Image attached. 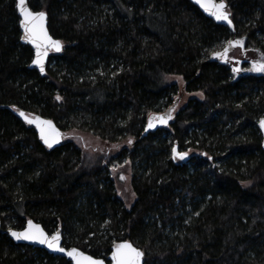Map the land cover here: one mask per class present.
<instances>
[{
	"label": "trees",
	"instance_id": "trees-1",
	"mask_svg": "<svg viewBox=\"0 0 264 264\" xmlns=\"http://www.w3.org/2000/svg\"><path fill=\"white\" fill-rule=\"evenodd\" d=\"M27 1L63 48L44 74L31 69L16 0H0V264H71L2 232L28 219L105 261L127 240L144 264H264V74L235 80L210 60L235 36L250 59L264 57V0H224L232 32L188 0ZM175 103L172 119L145 134L149 115ZM20 110L54 121L62 143L41 145ZM74 131L94 136L104 159L85 158ZM173 148L187 156L174 159ZM123 161L129 209L110 177Z\"/></svg>",
	"mask_w": 264,
	"mask_h": 264
},
{
	"label": "snow or ice",
	"instance_id": "snow-or-ice-1",
	"mask_svg": "<svg viewBox=\"0 0 264 264\" xmlns=\"http://www.w3.org/2000/svg\"><path fill=\"white\" fill-rule=\"evenodd\" d=\"M195 2L210 16L214 17L217 21H224L229 26H232V20L230 19V12L227 10V5L224 3V0H195ZM16 8L19 11L22 19L20 20V26L23 28L24 35L22 39L30 43L35 49V59L32 61L36 65L40 72H44V62L48 56L50 50L59 52L63 48V44L60 40L53 39L49 35L48 29L46 27V13L44 11H34L29 6L27 0H16ZM227 47L223 49L222 52H214V57H217L221 60L227 62L229 52L234 47H244L243 40H229L227 41ZM241 69L233 68V72H239ZM245 71L252 72H261L264 73V57L261 60L253 61L252 67L245 69ZM202 96L203 94L200 93ZM59 100L60 97L57 96ZM20 116L23 117L28 124H34L35 127L39 130L40 139L47 145L49 148L53 146L54 143H59L60 133L52 125L51 121L42 120L40 117L29 118L24 112H20ZM172 119L171 113L157 116L155 120L160 123L167 124L169 120ZM261 129H264V119L259 121ZM148 127H154L153 119L150 118L148 122ZM131 143V140L129 141ZM173 158L177 156L180 159H184L187 156V152L178 153L176 148L172 149ZM207 155V154H205ZM211 159V157H209ZM121 180L126 179L124 176H120ZM199 215V213H197ZM10 234L16 240H29L34 241L40 244H45L49 248L65 253L71 258L74 264H104L102 260L94 259L90 255H85L82 251H79L76 248L65 249L60 246V233L49 236L44 232L39 224H34L31 220L27 222V228L24 231L17 232L9 229ZM115 250L112 253V260L114 264H141L142 257L144 252L140 249L134 247L132 243L124 241L123 243L116 244L114 246Z\"/></svg>",
	"mask_w": 264,
	"mask_h": 264
},
{
	"label": "water",
	"instance_id": "water-1",
	"mask_svg": "<svg viewBox=\"0 0 264 264\" xmlns=\"http://www.w3.org/2000/svg\"><path fill=\"white\" fill-rule=\"evenodd\" d=\"M190 3H192L206 18H208V19H210V20H212L213 22H215L216 24H220V25H225V26H227L230 30H232L233 31V22H232V26H229L226 22H224V21H217L214 17H212V16H210L207 12H205L196 2H195V0H188ZM28 2V1H27ZM219 2V0H217V3ZM224 3L227 5V10H228V4L224 1ZM16 10H17V15H18V17H19V28H20V31H21V38H20V40H21V42L23 43V44H28L31 48H32V50H33V59H32V61L35 59V49H34V47L30 44V43H27V42H25L23 39H22V36L24 35V31H23V28L20 26V20L22 19V17L20 16V14H19V11H18V9L16 8ZM38 11H41V10H38ZM46 13V12H45ZM46 17H47V13H46ZM230 19H231V16H230ZM47 23H48V19L46 20V27H47ZM47 29H48V27H47ZM49 32V31H48ZM49 35H50V33H49ZM51 36V35H50ZM53 38V37H52ZM53 39H55V38H53ZM231 40H243V42H244V47L243 48H241L242 50H244L245 49V47H246V37H238V38H233V39H231ZM228 45H226L225 47H227ZM233 49V48H232ZM231 49V50H232ZM51 52H56V51H54V50H50L49 51V53H48V56H47V58L45 59V62H44V69H46V66H47V63H48V58H49V55H50V53ZM214 58V55L213 54H211L210 55V60H212ZM32 61H31V63H30V65H29V67L31 68V69H36L41 75L42 74H44V72H45V70H44V72L43 73H41L40 72V70H39V68L36 66V65H34L33 63H32ZM221 62H223V63H226L224 60H221ZM239 65H240V63H239ZM173 106H175V104L173 105ZM173 106L172 107H170L166 112H164V113H160V114H151V115H149V117H148V122H149V119L150 118H153V117H155V116H161V115H165V114H168V113H171V111H172V109H173ZM14 112V115L20 120V121H22L23 123H25V124H27V125H29V126H31V127H33V129L35 130V132H36V135H37V139H38V141H39V143L41 144V145H43L45 148H47L48 150H53V149H55V148H57L61 143H62V141L64 140V132L59 128V127H57V125L54 123V121H52L51 119H49V118H45V117H43V116H41V115H39V114H27V113H25L24 111H22V110H20V111H13ZM20 112H24L26 115H28L29 116V118H32V117H40L42 120H48V121H51L52 122V125L59 131V133H60V139H59V143H54L53 144V146L51 147V148H49L47 145H45L44 144V142L40 139V133H39V130L35 127V125L34 124H28V123H26V121H25V119L23 118V117H21L20 116ZM262 119H264V116H262V117H260L259 118V120H258V122H257V128L259 129V131H260V133H261V136H262V142H261V148H262V150H263V152H264V129H261L260 128V125H259V121L260 120H262ZM169 122V121H168ZM167 122V123H168ZM160 125H166V124H164V123H160L159 121H156V122H154V127H151L152 129H155V128H157L158 126H160ZM150 128L148 127V125H147V127H146V129H145V134L148 132V130H149ZM29 220H31L34 224H39L40 225V227L44 230V232L46 233V234H48L46 231H45V229L43 228V226L40 224V223H38V222H36V221H34V220H32V219H28V220H26L25 221V224H24V226H23V228H20V229H15V228H7V229H5V230H2V232L5 234V235H7V237L14 243V244H16V245H27V246H31V247H36V248H39V249H42V250H45L46 252H48L49 254H52V255H56V256H62V257H64L65 259H67L71 264H74V262L71 260V258L69 257V256H67L65 253H61V252H58V251H55V250H53V249H51V248H49L47 245H45V244H40V243H37V242H34V241H29V240H16L15 238H13L12 237V235L10 234V231H9V229H11L12 231H17V232H21V231H24L26 228H27V222L29 221ZM1 227H2V223H1V219H0V230H1ZM57 232H59L60 233V236H61V239H60V246L61 247H64L65 249H71V248H76V249H78L79 251H82V250H80L79 248H77V247H74V246H71V247H65V246H63V239H62V231H61V229H57L55 232H53V233H51V234H48L49 236H52V235H54V234H56ZM124 241H127V240H120V241H115L113 244H112V246H111V250H110V254H109V256H108V259H107V261H105V260H103V259H101V258H95V257H93L94 259H98V260H102L103 262H104V264H114V262H113V260H112V253H113V251L115 250V248H114V246L116 245V244H120V243H123ZM128 242H130V241H128ZM131 243V242H130ZM133 245V244H132ZM134 247H136L135 245H133ZM136 248H138V247H136ZM139 249V248H138ZM141 250V249H140ZM142 251V250H141ZM83 252V251H82ZM85 255H89V254H87V253H85V252H83ZM91 256V255H90ZM144 257V256H143ZM143 257H142V260H141V264H144V260H143Z\"/></svg>",
	"mask_w": 264,
	"mask_h": 264
},
{
	"label": "rangeland",
	"instance_id": "rangeland-1",
	"mask_svg": "<svg viewBox=\"0 0 264 264\" xmlns=\"http://www.w3.org/2000/svg\"><path fill=\"white\" fill-rule=\"evenodd\" d=\"M180 85L182 83V80L179 79H175ZM177 97V94L175 96H173V99H175ZM193 97V95L190 94H186L185 95V101L188 100L189 98ZM196 97L200 98L201 96L199 94H196ZM68 134H72V136L75 135H83V142L85 144L86 147H83L82 143L79 142V138L78 140L73 139V141H75V143L77 145L80 146V148H85L83 150L87 151L85 158H87V156L92 157L93 160H98V161H102L104 158L102 151H92L93 148L96 147H100V143L97 139L94 138V136L90 135V134H86V133H80L77 131L74 132H68ZM70 139V138H69ZM66 139V140H69ZM71 140V139H70ZM111 154H113L112 152H110ZM85 154V153H84ZM119 173V175H118ZM118 175V176H117ZM120 176H124L126 177V179L121 180ZM110 177L113 179L114 181V186H115V191H116V195L117 197L122 201V203L126 206L127 209H129L132 204L134 203L136 197L135 194L133 192L132 189V185H131V181H132V168L131 165L128 161H123L120 164L111 167L110 168ZM25 224V222H23V225ZM7 228H12L11 224L8 225ZM46 232L48 234H51L52 232H49L46 230ZM63 246H65L63 244ZM67 247V246H65Z\"/></svg>",
	"mask_w": 264,
	"mask_h": 264
},
{
	"label": "flooded vegetation",
	"instance_id": "flooded-vegetation-1",
	"mask_svg": "<svg viewBox=\"0 0 264 264\" xmlns=\"http://www.w3.org/2000/svg\"><path fill=\"white\" fill-rule=\"evenodd\" d=\"M228 11H229V8H228ZM230 31L232 32V30H230ZM233 31H234V25H233ZM238 37H243V36H235L233 38H238ZM233 38H231V39H233ZM248 52H249V50L246 47H245L244 50H242L240 47H235L229 52V55H228V58H227V62L226 63L221 62L223 65H226L231 70V73H232V75L234 77L233 79L236 80L238 77H240V75L242 76V74L244 72H246L245 69L251 68L253 61H258V60L250 59V57L248 56ZM239 63H240V65H239ZM233 68H239V69H241V71L233 72ZM247 72H248L247 74H252V75H255L256 77H259V76L264 74V73H261V72H252V71H247ZM176 105H177V103H175V106ZM175 106H173V109H172L171 113L174 111ZM155 117H157V116H155ZM155 117L152 118L153 122L157 121V120H155ZM23 226L24 225H22L21 228H23Z\"/></svg>",
	"mask_w": 264,
	"mask_h": 264
},
{
	"label": "bare ground",
	"instance_id": "bare-ground-1",
	"mask_svg": "<svg viewBox=\"0 0 264 264\" xmlns=\"http://www.w3.org/2000/svg\"><path fill=\"white\" fill-rule=\"evenodd\" d=\"M56 39V38H55ZM58 40V39H57ZM235 48V47H234Z\"/></svg>",
	"mask_w": 264,
	"mask_h": 264
}]
</instances>
